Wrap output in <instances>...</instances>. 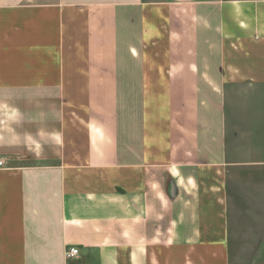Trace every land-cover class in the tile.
Instances as JSON below:
<instances>
[{
    "label": "crops",
    "instance_id": "crops-1",
    "mask_svg": "<svg viewBox=\"0 0 264 264\" xmlns=\"http://www.w3.org/2000/svg\"><path fill=\"white\" fill-rule=\"evenodd\" d=\"M263 139L264 0H0V264H230Z\"/></svg>",
    "mask_w": 264,
    "mask_h": 264
},
{
    "label": "rangeland",
    "instance_id": "rangeland-1",
    "mask_svg": "<svg viewBox=\"0 0 264 264\" xmlns=\"http://www.w3.org/2000/svg\"><path fill=\"white\" fill-rule=\"evenodd\" d=\"M227 184L230 264H264V167L230 170Z\"/></svg>",
    "mask_w": 264,
    "mask_h": 264
},
{
    "label": "built area",
    "instance_id": "built-area-1",
    "mask_svg": "<svg viewBox=\"0 0 264 264\" xmlns=\"http://www.w3.org/2000/svg\"><path fill=\"white\" fill-rule=\"evenodd\" d=\"M6 166H7V162L4 159L0 158V170L5 169ZM79 254H80L79 250L75 249V248L70 249L66 253L68 259H74V258L78 257Z\"/></svg>",
    "mask_w": 264,
    "mask_h": 264
}]
</instances>
